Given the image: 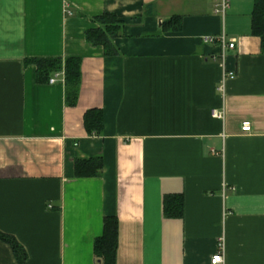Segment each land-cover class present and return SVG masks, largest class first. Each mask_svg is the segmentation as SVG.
<instances>
[{
	"label": "crops",
	"instance_id": "1",
	"mask_svg": "<svg viewBox=\"0 0 264 264\" xmlns=\"http://www.w3.org/2000/svg\"><path fill=\"white\" fill-rule=\"evenodd\" d=\"M214 5L0 0V230L26 264H101L107 216L119 223L117 264H212L221 245L222 264H264V51L254 0H230L224 16ZM105 13L125 22L118 55L86 40ZM175 15L182 30L157 34ZM207 35L236 46L220 57ZM69 57L82 60L75 106L63 72L40 83L29 62ZM96 108L102 135L84 123ZM97 156L100 176L75 175L76 159ZM168 194L184 196L182 218L165 216ZM0 264H20L2 240Z\"/></svg>",
	"mask_w": 264,
	"mask_h": 264
},
{
	"label": "trees",
	"instance_id": "2",
	"mask_svg": "<svg viewBox=\"0 0 264 264\" xmlns=\"http://www.w3.org/2000/svg\"><path fill=\"white\" fill-rule=\"evenodd\" d=\"M96 28L86 31V40L94 46H103L105 55L119 54L115 39L122 35L125 22L115 13H105L93 18ZM182 30V17L172 16L163 22L157 34ZM252 34L259 36L264 51V0H254L252 11ZM29 62L37 66V81L47 83L57 72L64 73L66 87V104L75 106L78 102L82 81V60L78 57L69 58H34ZM84 123L88 133L102 135L104 129V113L101 109H90L85 113ZM104 161L101 156L90 159L75 160L77 177H96L103 172ZM185 201L182 194H168L164 198V213L168 218H182ZM119 223L115 216L104 219L103 234L94 242V252L101 264H117ZM0 240L9 243L20 264H26L28 253L26 248L13 235L0 230Z\"/></svg>",
	"mask_w": 264,
	"mask_h": 264
},
{
	"label": "built area",
	"instance_id": "3",
	"mask_svg": "<svg viewBox=\"0 0 264 264\" xmlns=\"http://www.w3.org/2000/svg\"><path fill=\"white\" fill-rule=\"evenodd\" d=\"M215 5H214V12L216 14L220 15H225L227 10L230 8V0H214ZM203 42L206 44H213V43H219L221 47V56L224 57L226 54L227 49H234L236 46L235 40H227L225 35L221 36H204L203 37ZM60 73H56L53 77L50 79V83H54L57 81L59 78ZM223 84L220 86V89L223 91ZM213 116L219 119L224 118V110H214ZM243 127L245 129L250 128V122H244ZM224 262V252H223V245H221L220 250L214 254L211 258V263L212 264H222Z\"/></svg>",
	"mask_w": 264,
	"mask_h": 264
}]
</instances>
